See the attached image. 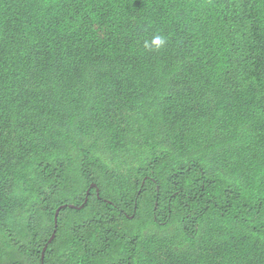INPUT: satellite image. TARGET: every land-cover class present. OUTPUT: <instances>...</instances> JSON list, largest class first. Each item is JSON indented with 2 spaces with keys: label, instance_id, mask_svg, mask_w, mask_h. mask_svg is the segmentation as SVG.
Instances as JSON below:
<instances>
[{
  "label": "trees",
  "instance_id": "obj_1",
  "mask_svg": "<svg viewBox=\"0 0 264 264\" xmlns=\"http://www.w3.org/2000/svg\"><path fill=\"white\" fill-rule=\"evenodd\" d=\"M0 264H264V0H0Z\"/></svg>",
  "mask_w": 264,
  "mask_h": 264
},
{
  "label": "clouds",
  "instance_id": "obj_2",
  "mask_svg": "<svg viewBox=\"0 0 264 264\" xmlns=\"http://www.w3.org/2000/svg\"><path fill=\"white\" fill-rule=\"evenodd\" d=\"M153 43L156 45V46H159L163 43L162 39L157 37L155 38V40L153 41ZM31 67L34 69V77L36 79V81H38V79L42 80V76H43V70L42 68L39 66V63H36L34 62L33 65H31ZM78 86H81L82 87V90H85V91H89L90 89L87 88V86H84L82 84H78ZM44 94L48 97H52V95L49 93V92H45L44 91ZM85 100H87L89 103H91L94 107H97L99 105V102L102 103L103 101V97L102 95H100L99 93H95V92H91L89 93L88 95H85ZM82 145L81 144H76V145H68L66 148L63 149V154H65L66 150L68 149V155H73L74 158H73V162H74V166L75 168H72V167H69L67 166V169L70 170V172L68 173V179L70 180V183L69 184H74V183H79L81 184V182H79L80 180L76 181V180H73L72 179V176L73 175H78L79 177L82 178L85 177V172H87L88 169L90 170H97L98 171V166L96 165H91L89 163V159H90V156L87 152H85L83 149H82ZM80 166L82 168V171L79 169V168H76ZM58 167H56L55 165L53 167H50V172L46 173V175L48 177H56L57 176V171H58ZM84 182V181H83ZM83 184H87V186H89V184H91L88 188V191H87V198H85L83 204L80 205L79 209L83 208L85 204L88 203V200H89V195L91 193V190L94 189L95 193L98 194V196L100 195L101 193V187L100 185L97 184V182L95 181H91V182H84ZM145 183H142L141 185V191L144 187ZM46 185L45 183L42 181V183H38L37 184V188H36V193H38L39 191H41L42 189H46ZM139 191V189H138ZM141 193V192H140ZM37 198V196L35 197ZM34 199V198H33ZM38 201V200H37ZM36 201V202H37ZM105 201L107 203V205H111L113 204L114 202L109 200V199H106L105 198ZM138 201V199H137ZM137 201L134 203L135 207L137 206ZM35 202V203H36ZM81 203V202H80ZM77 208L73 205H62L60 207H58L56 209V213H55V219H53V224H54V231L52 233V235L50 236V238L48 239L47 243L44 245V247L41 249V252H40V260L41 262H43L44 260V257H45V252L48 248V246L52 243L53 239L55 238V228H56V225H57V217L59 215V212L62 210V209H65V208ZM48 207L47 205L43 202V199H41V201L39 203H36V205L31 209L32 210V215L35 214L36 211H39L41 212L42 210H46ZM37 216V215H36ZM36 216H33L31 218H29L30 220L34 219ZM131 218H133V216H131ZM45 249L44 251V257H43V260L41 259V255H42V252L43 250Z\"/></svg>",
  "mask_w": 264,
  "mask_h": 264
},
{
  "label": "water",
  "instance_id": "obj_3",
  "mask_svg": "<svg viewBox=\"0 0 264 264\" xmlns=\"http://www.w3.org/2000/svg\"><path fill=\"white\" fill-rule=\"evenodd\" d=\"M56 220V219H55ZM44 251H45V249L43 250V252H42V255H41V259L43 260V257H44Z\"/></svg>",
  "mask_w": 264,
  "mask_h": 264
},
{
  "label": "rangeland",
  "instance_id": "obj_4",
  "mask_svg": "<svg viewBox=\"0 0 264 264\" xmlns=\"http://www.w3.org/2000/svg\"><path fill=\"white\" fill-rule=\"evenodd\" d=\"M141 192V189L139 190V193Z\"/></svg>",
  "mask_w": 264,
  "mask_h": 264
}]
</instances>
